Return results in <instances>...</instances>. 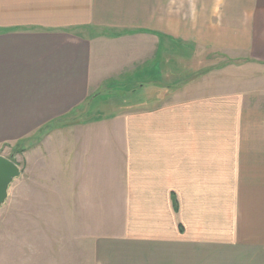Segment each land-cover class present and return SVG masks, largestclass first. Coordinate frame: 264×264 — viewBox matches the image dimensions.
I'll return each instance as SVG.
<instances>
[{"label": "crops", "instance_id": "crops-1", "mask_svg": "<svg viewBox=\"0 0 264 264\" xmlns=\"http://www.w3.org/2000/svg\"><path fill=\"white\" fill-rule=\"evenodd\" d=\"M177 43L232 61L162 105L94 115L103 90L148 78ZM253 65L264 0H0V144H57L61 206L100 234L94 264H264Z\"/></svg>", "mask_w": 264, "mask_h": 264}, {"label": "rangeland", "instance_id": "rangeland-1", "mask_svg": "<svg viewBox=\"0 0 264 264\" xmlns=\"http://www.w3.org/2000/svg\"><path fill=\"white\" fill-rule=\"evenodd\" d=\"M164 55L159 64L150 65L148 78L135 77L103 90L99 98L106 102L101 101L94 115L162 105L171 92L206 76L216 77L214 74H220L232 61L223 52L184 43L167 46ZM248 69L246 73L264 86V67ZM49 129L50 133L47 128L44 133L63 132L61 128ZM64 133L69 132L66 129ZM56 145L45 136L36 142L25 137L0 144V156L14 160L21 170L0 207V264H94V241L100 234H80L86 227V222L78 223L82 214L79 216L77 209L72 214L61 206L67 195L62 193L61 154Z\"/></svg>", "mask_w": 264, "mask_h": 264}, {"label": "water", "instance_id": "water-1", "mask_svg": "<svg viewBox=\"0 0 264 264\" xmlns=\"http://www.w3.org/2000/svg\"><path fill=\"white\" fill-rule=\"evenodd\" d=\"M20 173V166L14 160L0 156V207L8 197L10 185Z\"/></svg>", "mask_w": 264, "mask_h": 264}, {"label": "trees", "instance_id": "trees-1", "mask_svg": "<svg viewBox=\"0 0 264 264\" xmlns=\"http://www.w3.org/2000/svg\"><path fill=\"white\" fill-rule=\"evenodd\" d=\"M175 210H178V206H177V203H176V201H175Z\"/></svg>", "mask_w": 264, "mask_h": 264}]
</instances>
